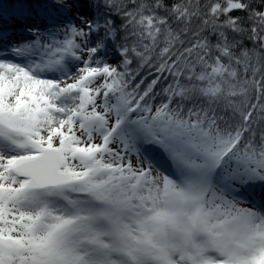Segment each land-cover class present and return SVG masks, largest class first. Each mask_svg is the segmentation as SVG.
<instances>
[{
  "label": "snow or ice",
  "instance_id": "6c2138e0",
  "mask_svg": "<svg viewBox=\"0 0 264 264\" xmlns=\"http://www.w3.org/2000/svg\"><path fill=\"white\" fill-rule=\"evenodd\" d=\"M0 264H264V0H0Z\"/></svg>",
  "mask_w": 264,
  "mask_h": 264
},
{
  "label": "trees",
  "instance_id": "16d2710c",
  "mask_svg": "<svg viewBox=\"0 0 264 264\" xmlns=\"http://www.w3.org/2000/svg\"><path fill=\"white\" fill-rule=\"evenodd\" d=\"M3 2H4V4H5V6L7 7L9 4L13 3L14 0H3ZM206 2H207V0H200V3H201V4H204V3H206ZM73 11H75V9H73ZM85 11H86V10H85ZM82 14H83V13H82ZM234 15H243V13H234ZM5 18L7 19V17H5ZM9 23H11V21H9ZM193 26L195 27V24H194ZM247 46H248V47H251V44L248 43ZM108 58H109V61H110V62H111V61H114V60L116 59L115 52H114V50H113L112 48L109 49V56H108ZM136 67H137V65H136V63L134 62L133 65H132V68L135 69ZM141 74L143 75L144 72L142 71ZM150 78H151V77H149V79H150ZM137 79H139V77H137ZM162 83H163V82H162ZM158 100H159V97H158ZM251 102H252V103H255L256 101H255V99L253 98V100H252Z\"/></svg>",
  "mask_w": 264,
  "mask_h": 264
},
{
  "label": "rangeland",
  "instance_id": "374dc122",
  "mask_svg": "<svg viewBox=\"0 0 264 264\" xmlns=\"http://www.w3.org/2000/svg\"><path fill=\"white\" fill-rule=\"evenodd\" d=\"M69 82H71V81H69ZM97 142H99V141H97ZM132 162H133V165H135L137 163L135 156L132 157Z\"/></svg>",
  "mask_w": 264,
  "mask_h": 264
}]
</instances>
